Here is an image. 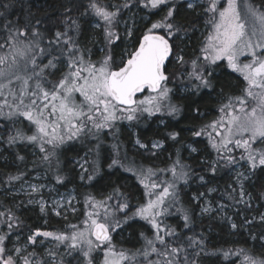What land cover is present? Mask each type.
<instances>
[{
	"label": "snow or ice",
	"instance_id": "snow-or-ice-1",
	"mask_svg": "<svg viewBox=\"0 0 264 264\" xmlns=\"http://www.w3.org/2000/svg\"><path fill=\"white\" fill-rule=\"evenodd\" d=\"M10 6V2L0 5L5 9L0 11L3 18L0 21V118L13 125L17 120L27 121V132L23 127H14L5 141L9 146L24 143L38 148L40 163L47 165L46 171L54 174L57 184H63L59 157L64 145L91 137L97 144L89 148V152L95 151L99 157L101 133L108 130L115 138L112 130L116 129L118 121L139 122L145 114L148 117L179 116L182 107L173 102L178 93H185L181 99L188 101L186 106L200 115L199 105L192 97L199 96L202 89L215 91L213 73L226 63L227 69L243 81L240 94L228 95L218 108L220 115L198 128L193 127L192 136L207 137V148L215 157L202 163L211 173L215 174L219 168L236 170L234 179L239 187V199L232 193L229 199L247 204L245 197H251L245 192L244 181L257 170L264 172V0L259 4L250 0H226L223 5L220 0H183L182 3L180 0H117L115 3L69 0L60 21L64 28L55 31L46 46L42 44L44 34L30 20L20 23L7 18L6 10ZM181 9H184L183 14ZM73 11L79 17L94 18L93 28L97 35L103 36L99 59L93 60L92 50L82 47L77 39L82 28L79 20L72 16ZM126 12L131 15L123 21L121 32L119 26ZM192 13L206 17L208 30L200 42L199 52L189 55L181 43L190 32L196 31V24L189 19ZM40 24L37 20L36 25ZM122 39L125 47L117 60L114 49ZM45 58L46 64L43 63ZM58 64L65 70L60 72ZM48 69L60 72L58 79L49 80V75L55 76L56 72L49 73ZM160 124L169 127L163 119ZM179 136L178 131L167 132V138L172 141ZM135 143L140 149L148 147L140 139ZM113 147L117 151L108 168L131 171L145 189L146 202L133 209L128 197L119 189L114 190V195L121 197L122 202L118 201L115 206L108 204L113 195L103 200L87 195L83 228L76 224H69L68 230L61 232L37 228L30 232L23 245L19 243V236L12 241L21 221L11 208H6L0 211V225L7 228L0 232V264H64L63 258L57 259L55 250L61 246L67 255L78 253L82 257L78 264H201L202 256L219 259L221 255L225 260L235 257L231 264H264V251L257 252L255 246L209 251L203 237H188L187 244L179 242L176 229L164 225L161 218L171 215L170 209L179 204L177 185L188 183L189 167L179 156L165 169L126 167L119 158L118 145ZM163 147V140L151 144L152 149ZM188 149L198 151L192 144ZM16 159L23 162L25 157L17 154ZM86 165L89 161L84 158L79 164V178L92 181L101 165L98 159L93 161L92 174H88ZM158 172L170 173L171 180L158 183L154 179ZM25 174L7 175L3 181L5 190L22 181ZM199 179L202 183L205 181L204 176ZM44 187L29 184L25 189L21 185V191L29 197L28 203H38L41 213L46 212L47 202L43 198L36 201L33 196ZM229 187L233 193L236 191V187ZM211 191L215 189H209ZM204 195L199 193L193 199L199 200ZM72 199L74 197L67 201L69 206ZM224 207L220 205L221 210ZM52 208L55 215L60 216L65 202L63 199L53 201ZM101 208L103 213L99 211ZM176 210L181 213L184 227L190 228L189 212L183 208ZM71 211L76 209L71 207ZM211 211L208 206L201 208L202 213ZM135 219L150 226L151 237L141 232L144 240L141 249L117 251L111 233ZM227 219L233 230L238 228L231 217ZM254 220L245 219V224H253ZM259 224L264 225V213L259 215ZM249 234L264 250V233ZM40 237L55 241L54 248L46 249L44 254L37 252L36 246L44 243L38 239ZM171 237H176V241L167 239ZM6 241L12 243V247H8ZM99 251L103 252L102 257L94 255ZM153 256L156 259H151Z\"/></svg>",
	"mask_w": 264,
	"mask_h": 264
},
{
	"label": "trees",
	"instance_id": "trees-1",
	"mask_svg": "<svg viewBox=\"0 0 264 264\" xmlns=\"http://www.w3.org/2000/svg\"><path fill=\"white\" fill-rule=\"evenodd\" d=\"M5 2H10V7L6 10V16L9 20L19 21L24 23L28 20L31 21L33 26L39 27L40 31L44 34L45 39L42 41L43 45H47L48 39L52 38L55 31L63 30L64 25L60 23L64 6H69V0H0V5ZM115 3L117 0H111ZM250 2L260 3V0H250ZM182 3V2H181ZM0 11H5L3 7H0ZM32 15L29 16L28 13ZM183 14L184 9H181ZM127 13V12H126ZM125 13V14H126ZM72 16L79 20L81 24L82 32L77 36L82 47H87L92 50L91 58L97 60L101 57L102 53L100 49L103 47L102 34L97 35V30L93 28L94 18L79 17L78 13L72 12ZM3 18H0L2 21ZM189 19L193 20L196 24V31L190 32L189 37H185L181 43L182 47L186 46V50L189 55L195 51L199 52V45L202 39L199 36V31L203 27H206V17L198 16L197 13H192ZM40 20L41 24L36 25V21ZM75 35L74 33H70ZM123 48V39L118 42V47L114 49L116 59L119 60L120 52ZM51 58V57H49ZM40 58H38L39 60ZM47 58L43 59V63H47ZM60 68V72L65 68L60 64L57 65ZM169 69H172V64H169ZM49 73L56 72L55 69H48ZM60 72H56L55 76L49 75V80L58 79ZM212 81L215 86V91L209 89H202L199 96L192 97L197 101L200 109V115H197L191 108L187 107L188 101L182 100L181 97L185 94L178 93L174 98V103H179L182 107V112L177 117H169L167 115L161 116L157 114L152 117H148L146 114L140 119L139 122L118 121L115 132V138L112 132L105 130L101 133V143L99 148V157L96 152H89V148H95L97 141L91 137H82L79 141H71L64 145L60 149V166L59 175L64 177L63 184H57L52 172L46 171L47 165L41 164L39 160L31 164L30 148L32 146L24 143H17L13 146H9L5 141L7 136L14 127H23L27 130V121L21 123L17 120V123L13 125L10 121L0 118V189L4 188L3 181L9 174H17L18 172H25L23 179L29 178L35 172L45 173L49 181L58 187L59 189H67L68 187H74L78 198L81 201V211L78 213L76 220L68 222H61L50 217L47 221V227H50L54 232L67 231L66 228L69 224H76L81 227L82 222L85 219V197L91 195L96 200H103L109 195H113V199L108 201L110 206H115L118 201L122 202V198L114 195V190L119 189L121 193L128 197L129 203L133 209L141 203L146 202L145 189L139 183L137 177L133 175L131 171H124L121 167H115L113 169L108 168V164L111 162V158L115 155L117 149L113 145H118L119 158L126 167L132 168H154L165 169L172 165L173 161L179 158L184 164H186L191 170V175L187 184H193L195 179L200 176H204L208 179H214L218 183V186L222 189L225 187V183L228 181L227 175L229 173L228 168H219L215 174L208 170L207 166L200 162L201 156L206 155L207 158L212 160L215 157V153L207 148L208 140L206 136L193 137V127H199L202 124L208 123L213 119H216L219 115L218 108L221 103L225 102L228 95H239L243 86V81L238 74L232 73L226 68V65L221 64L220 67L215 69L212 76ZM221 100V101H220ZM22 119V118H21ZM163 119L166 124L169 125L165 128L160 124V120ZM129 128L135 132L136 137L143 143L148 145L152 140H163L164 147L159 150L156 155H152L153 151L140 150L133 146L132 132ZM168 131H178L180 136L176 141H172L167 138ZM195 141V143H193ZM192 143L194 147L198 149V153L188 156L185 150V145ZM38 150V149H36ZM39 152V150H38ZM86 153L90 156L88 158L89 166L95 160H99L101 169L98 175L94 177L92 181L84 180L83 183L78 182V173L72 164V159ZM17 154L23 155L25 160L23 162L16 159ZM2 155L6 156V160L2 158ZM209 160V161H210ZM29 169V170H28ZM92 174V167L90 166L89 173ZM157 182L164 180H171L170 173L158 172ZM20 182H15L14 186ZM180 182L177 185L179 191V204L173 206L170 211L171 215L162 217L164 225L170 226L176 229L179 235V242L187 244L188 237H203L205 244L209 251L215 249H235L240 247H253L255 246L257 252L264 251L259 247V241L251 239L250 232L253 234L264 233V225L259 224V221H254L253 224L248 226V232L242 225L240 218L241 213H244L245 219L251 220L255 216H259L260 213H264V172L257 170L252 175L251 181L245 186V192L250 195V206L247 205L239 207V211L233 214L234 222L238 225V228L233 230L225 223L213 218L206 217L197 219L192 212L191 200L189 198L190 192L186 189V185ZM10 186L7 188L8 191ZM10 200L0 193V211L6 208H11L16 216L19 217L21 224L20 227L15 230L12 237L18 234L24 235L26 231L35 230L40 221L35 212H16L10 205ZM177 208H183L187 210L192 216V224L190 228L184 227V222L181 219V213ZM91 211V209H88ZM122 218V217H121ZM65 227V230H63ZM123 230V237L119 238L116 232H112L113 243L117 251L125 250L134 252L137 249H141L144 245V240L141 238V232L146 236L151 237L152 230L143 220L135 219L129 220L127 224H123L117 231ZM7 231L4 225H0V232ZM128 233V237H125ZM172 241H176V237L167 238ZM247 241V243H245ZM6 243H8L6 241ZM191 251V250H190ZM101 253V252H99ZM98 253H94L97 255ZM78 253H73L67 260H64V264H78V260H81ZM151 259H156L155 256ZM235 257H231L229 260H225L221 255L219 259L216 256H202L201 264H231Z\"/></svg>",
	"mask_w": 264,
	"mask_h": 264
},
{
	"label": "rangeland",
	"instance_id": "rangeland-1",
	"mask_svg": "<svg viewBox=\"0 0 264 264\" xmlns=\"http://www.w3.org/2000/svg\"><path fill=\"white\" fill-rule=\"evenodd\" d=\"M180 2H183V0H180ZM221 4L223 5L224 3H226V0H220ZM131 15V13H126L124 15V17L122 18L121 24H120V30L121 32H123V27H124V23L123 21L127 19V17ZM130 23V21H129ZM94 24V23H93ZM93 26V25H92ZM207 30H208V26L203 27L202 29H200L199 31V36L200 38L203 40L204 36L207 35ZM125 47V41L123 40V48ZM122 48V50H123ZM244 58H242L243 60ZM223 65H226V63H222ZM227 68V67H226ZM229 70V69H228ZM230 71V70H229ZM181 94H185V93H181ZM142 98V97H141ZM221 101V100H220ZM220 115V113H219ZM218 115V116H219ZM217 116V117H218ZM21 121V120H20ZM129 131L132 132V138H133V146L138 147V145H136L135 141L138 139L136 137L135 132H133L130 128ZM27 132V130H26ZM28 134H31L30 132H28ZM156 141V140H152L147 146L146 149H140V150H149V151H153V152H157L159 150L162 149H152L151 148V144ZM1 142V141H0ZM192 144V143H189ZM185 145V150L188 156L190 155H195L197 154L199 151L197 152H190L188 149V145ZM192 146L194 147V145L192 144ZM38 148H34L33 146L30 148L29 152H30V156H31V164L36 162L39 157V152L38 150H36ZM1 152V149H0ZM238 155V153H237ZM2 158L4 160H6V156L2 155ZM84 158H90V156L86 153H82L81 155L75 157L72 159V164H74V167L77 171V175H78V182L83 183V181L80 180V174H81V168L79 167L80 163L84 162ZM210 160L209 158L206 157V155L201 156L200 162L204 161V160ZM90 164V163H89ZM86 167H89V165H86ZM29 170V169H28ZM240 171H243L244 169H239ZM236 174V170H229V173L227 175L228 181L225 183V187L224 189L220 188L218 186V183L215 182L214 179H208L205 177V181L202 183L199 179V177H197L195 179V182L193 184H187L185 187L186 189L190 192V189L194 190L191 191L189 194V198L191 200V205H192V212L195 215V218L197 219H201V218H206V217H213L223 223H225L226 225H228L231 228V224L228 221L227 217H231V222H234L233 219V214L237 213L239 211V207L247 205V207L249 208L250 206V199L248 198V196L245 197V199L247 200V204H238L235 203L233 200L229 199V193H232L235 198L238 200L239 199V187L236 185V181L234 179ZM252 177V176H251ZM251 181V178L249 180L244 181V189L245 186ZM23 184V187L25 189H27V186L29 184H36V185H40L43 184L45 185V187L41 190V192L39 194H35L33 196V199H35L36 201L41 200V198H43L44 201L47 202V209L45 213H41L40 212V206L38 203H33V204H29L28 203V199L29 197L24 193V191H21V185ZM229 185H232L233 187H236V191L233 193L232 191V187H229ZM209 189H215V191H211L209 192ZM0 193H2V195H4L6 198H8L10 200V205L11 207L18 213L21 212L23 210H26V212H35L40 224L37 228H39L42 231H52L54 232V230L50 227H47V221L50 217H52L55 220L61 221L63 223L71 221V220H76L78 218V213L81 211V201L78 198L76 192H75V188L72 187H68L67 189H59L58 187H56L55 185H53L48 177L46 176L45 173L42 172H35L33 175H31L29 178L27 179H23L22 182H20L18 185L10 188L8 191H6L4 188L0 189ZM199 193H204L205 195L200 198L199 200H194L193 197L198 195ZM74 197V199L71 200V206H69L67 204V201L69 198ZM63 199V201L65 202V209L61 210L62 214L60 216L55 215L52 205H53V201H58ZM220 205H224L225 207L223 208V210H221ZM203 206H208L212 209L211 212L209 213H202L201 212V208ZM71 207H74L76 209L75 212L71 211ZM99 211L101 213H103V208L99 209ZM65 215H66V219H65ZM240 218L242 220V225L245 228V230L248 232L249 228H248V224H245V215L244 213H241ZM255 218L254 221H259V216H255L253 217ZM253 220V219H251ZM84 225L83 223L81 224V228H83ZM36 228V229H37ZM232 229V228H231ZM63 230H65V227H63ZM66 230H68V227L66 228ZM31 231H26V233L24 235L18 234L15 237H12V241L15 242L17 240V236H19V243L21 245L26 243V239L27 236L30 234ZM116 234L118 235L119 238H122L124 233L123 230H119V231H115ZM114 233V232H113ZM123 234V235H122ZM125 237H128V233H126ZM40 240H44V243L42 245H37L36 246V251L44 254L46 249L49 248H54L55 245V241H52L50 239L46 240L43 237L38 238ZM8 247H12V243L8 242ZM29 250L31 249V246H29ZM58 253V257L57 259L59 260L60 258H63V260H67L68 257H70L69 255L66 254V251L64 249V247H60L58 249H55ZM136 251V250H135ZM134 251V252H135ZM101 252V253H99ZM98 252V256L102 257L103 256V252L99 251ZM82 260V259H81ZM97 264H99V262H97Z\"/></svg>",
	"mask_w": 264,
	"mask_h": 264
}]
</instances>
